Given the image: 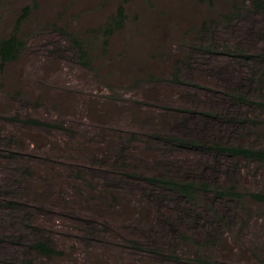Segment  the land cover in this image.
<instances>
[{
	"label": "rangeland",
	"instance_id": "374dc122",
	"mask_svg": "<svg viewBox=\"0 0 264 264\" xmlns=\"http://www.w3.org/2000/svg\"><path fill=\"white\" fill-rule=\"evenodd\" d=\"M17 25L24 46L0 60V264H264L251 195L264 194V159L209 145L264 148V8L0 0V38Z\"/></svg>",
	"mask_w": 264,
	"mask_h": 264
},
{
	"label": "trees",
	"instance_id": "16d2710c",
	"mask_svg": "<svg viewBox=\"0 0 264 264\" xmlns=\"http://www.w3.org/2000/svg\"><path fill=\"white\" fill-rule=\"evenodd\" d=\"M254 3L257 7L264 8V0H254ZM29 11V8H25V15L27 16V12ZM123 11L124 8H120V18L121 20H114V25H111V27L107 30V33L109 34L112 30L115 28H118L122 25V19H123ZM24 15V16H25ZM23 16L19 19L22 20ZM18 29L19 25L16 26L15 31L8 37H1L0 38V60H1V66H3L6 62L17 59L22 47L24 46L23 41L18 37ZM77 43L80 45V57L82 60L88 64V52L86 51L85 47L82 46L81 41L77 40ZM260 105L264 107V102H262ZM20 119L19 116L14 115L13 119ZM22 121L26 124H32V125H52L50 122L42 121L38 118H31L27 117L25 119H22ZM173 141L179 142L182 146H200L201 142H198V140L183 137V136H176L172 137ZM212 148H218L221 151H229L234 154H241L245 156H250L254 158H260L264 159V148H255L246 146L243 144L233 145V146H223L221 143L213 142L211 144ZM160 179L161 182H164L168 187L177 190L178 192L182 193L184 196H190L193 197L195 193L197 192L199 186L209 189V184L206 182H202L198 184L195 180H178L174 178H154L152 181L156 182ZM251 195L259 200L264 202V194L262 192H253ZM32 246L43 256L45 257H52L59 253V250L56 249L55 245L51 243L50 241L46 239H38L35 242H33ZM23 264H33L32 260H26Z\"/></svg>",
	"mask_w": 264,
	"mask_h": 264
},
{
	"label": "bare ground",
	"instance_id": "6f19581e",
	"mask_svg": "<svg viewBox=\"0 0 264 264\" xmlns=\"http://www.w3.org/2000/svg\"><path fill=\"white\" fill-rule=\"evenodd\" d=\"M65 78V77H64ZM68 79V78H67ZM66 81V80H65ZM67 83V82H66ZM63 86V85H62Z\"/></svg>",
	"mask_w": 264,
	"mask_h": 264
}]
</instances>
